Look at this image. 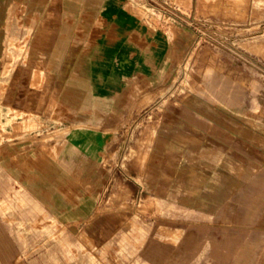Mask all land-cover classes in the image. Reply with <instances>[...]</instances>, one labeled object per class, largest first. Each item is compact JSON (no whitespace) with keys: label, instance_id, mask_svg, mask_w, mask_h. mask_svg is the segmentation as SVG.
Returning <instances> with one entry per match:
<instances>
[{"label":"crops","instance_id":"0c3cea01","mask_svg":"<svg viewBox=\"0 0 264 264\" xmlns=\"http://www.w3.org/2000/svg\"><path fill=\"white\" fill-rule=\"evenodd\" d=\"M105 1L0 0L16 41L28 33L11 13L30 10L31 39L43 41L32 54L49 72L31 86L62 104L35 112L46 126L29 144H0V264H264L262 88L247 70H214L187 108L175 98L163 112L159 99V112L130 113L143 124L122 159L117 136L67 109L70 89L86 86L88 18ZM72 120L84 122L68 133Z\"/></svg>","mask_w":264,"mask_h":264},{"label":"rangeland","instance_id":"374dc122","mask_svg":"<svg viewBox=\"0 0 264 264\" xmlns=\"http://www.w3.org/2000/svg\"><path fill=\"white\" fill-rule=\"evenodd\" d=\"M105 2L97 19L88 18L87 68L80 77L86 86L70 89L67 109L85 111L92 127L117 136L122 159L129 158L130 126L137 130L143 124L130 119V113L159 112V99L163 112H171L175 98H182L187 108L205 92L204 76L214 70H247L264 95V0ZM11 18L21 21L28 39L14 40L10 23L0 28V144L7 138V150L16 143L29 144L26 134L46 126L32 118L35 112L62 111V104L49 103L51 89L31 86L32 81L45 85L49 72L32 54L43 41L31 39L35 27L30 10H14ZM70 122L68 133L84 120ZM83 186L90 193L94 181ZM105 186L110 193L112 184Z\"/></svg>","mask_w":264,"mask_h":264},{"label":"bare ground","instance_id":"6f19581e","mask_svg":"<svg viewBox=\"0 0 264 264\" xmlns=\"http://www.w3.org/2000/svg\"><path fill=\"white\" fill-rule=\"evenodd\" d=\"M127 65H128V64H127ZM200 109H202V108H200ZM197 110H198V109H197ZM198 111H199V110H198ZM200 111H201V110H200ZM224 112H225V111H224ZM226 112H227V111H226ZM227 113H228V112H227ZM218 114H219V113H218ZM231 114H232V113H231ZM201 115L203 116V114H201ZM219 115H221V113H220ZM208 116H209V115H208ZM230 116H231V115H230ZM226 117H227V116H226ZM240 117H241V116H240ZM205 118H206V117H205ZM214 119H215V118H214ZM222 119H223V118H222ZM242 119H243V118H242ZM211 120H212V119H211ZM217 120H218V119H217ZM233 120H234V119H233ZM238 120H239V119H238ZM227 121H229L228 118H227ZM235 121L238 122L237 120H235ZM240 121H242L241 118H240ZM212 122H213V121H212ZM230 122H232V121H230ZM227 123H229V122H227ZM232 123H235V122L233 121ZM223 124H224V123H223ZM236 124H237V123H236ZM225 125H226V124H225ZM243 126H245V125H243ZM231 127H233V126H231ZM236 128H237V127H236ZM236 128H235V129H236ZM238 128H239V127H238ZM242 130H243V129H242ZM237 133H238V132H237ZM239 138H240V137H239ZM239 141H240V140H239ZM241 142H242V141H241ZM258 142H259V141H258ZM259 143H260V142H259ZM256 144H257V143H256ZM246 145H247V143H246ZM238 150H239V149H238ZM235 152L237 153L238 151H235ZM256 152H257V151H256ZM256 152H255V153H256ZM244 154H246V153H244ZM241 155H243L242 152H241ZM235 156H237V155H235ZM229 157H231V156H229ZM238 157H239V156H238ZM246 157H247V155H246ZM232 158H233V157H232ZM237 159H238V158H237ZM259 159H261V158H259Z\"/></svg>","mask_w":264,"mask_h":264}]
</instances>
